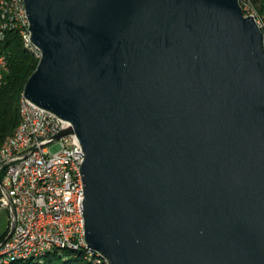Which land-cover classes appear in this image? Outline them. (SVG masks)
<instances>
[{
	"label": "water",
	"instance_id": "obj_1",
	"mask_svg": "<svg viewBox=\"0 0 264 264\" xmlns=\"http://www.w3.org/2000/svg\"><path fill=\"white\" fill-rule=\"evenodd\" d=\"M21 97L80 146L109 264H264V46L239 0H23ZM13 221L1 242L13 230Z\"/></svg>",
	"mask_w": 264,
	"mask_h": 264
},
{
	"label": "built area",
	"instance_id": "obj_2",
	"mask_svg": "<svg viewBox=\"0 0 264 264\" xmlns=\"http://www.w3.org/2000/svg\"><path fill=\"white\" fill-rule=\"evenodd\" d=\"M2 60L4 55H0L1 70ZM60 128L57 118L25 100L24 126L7 157L0 158V214L6 213L7 221L4 237L14 223L10 236L0 241L2 258L50 247L48 239L75 243L76 232H82L74 205L83 208V200L73 185V172L82 162L81 148L71 136L42 144ZM53 144L58 149L51 152Z\"/></svg>",
	"mask_w": 264,
	"mask_h": 264
},
{
	"label": "trees",
	"instance_id": "obj_3",
	"mask_svg": "<svg viewBox=\"0 0 264 264\" xmlns=\"http://www.w3.org/2000/svg\"><path fill=\"white\" fill-rule=\"evenodd\" d=\"M7 2L11 0H5ZM256 20L259 22L263 35L264 46V0H248ZM244 14L245 2L239 1ZM250 14V13H249ZM0 15V25H1ZM0 55L6 57L7 70L3 74L0 86V145L12 134L18 123V105L24 85L34 71L38 57L35 49L23 46L18 29L0 27ZM4 235L0 237V241ZM2 264H90L81 252L53 250L37 259L15 260Z\"/></svg>",
	"mask_w": 264,
	"mask_h": 264
},
{
	"label": "bare ground",
	"instance_id": "obj_4",
	"mask_svg": "<svg viewBox=\"0 0 264 264\" xmlns=\"http://www.w3.org/2000/svg\"><path fill=\"white\" fill-rule=\"evenodd\" d=\"M240 1V0H239ZM0 15H1V28H17L22 44L28 49L36 50V57H40L39 51L32 45L30 39V31L28 30V22L25 16L24 2L23 0H11L9 2L0 0ZM1 34V33H0ZM2 69L0 65V86L3 83V74L7 70L6 60H2ZM24 104L25 99L20 98L18 105V123L10 136H8L0 145V158L7 157L9 149L17 141L21 128L24 126ZM73 185L76 190L80 192V200H83V185L80 174V166L73 172ZM81 205H74V212H80V225L82 226V232H76V242L60 240V239H48V246L40 248L37 251H25L22 253H13L9 257L2 258L0 255V264L8 263L15 260L24 259H37L43 257L46 253L58 250V251H69V252H81L84 258L90 262V264H109L108 259L99 251L90 247L85 240L84 228H83V213Z\"/></svg>",
	"mask_w": 264,
	"mask_h": 264
},
{
	"label": "rangeland",
	"instance_id": "obj_5",
	"mask_svg": "<svg viewBox=\"0 0 264 264\" xmlns=\"http://www.w3.org/2000/svg\"><path fill=\"white\" fill-rule=\"evenodd\" d=\"M243 1L245 2V8H246L247 13H248V14L250 13V14L253 15L248 0H243ZM258 23H259V22H258ZM38 59H39V58H38ZM21 98H22V97H21ZM57 149H58V145H57V144H53V145L50 146V151H51V152H54V151H56ZM6 225H7V221H6V213L3 212V213L0 214V237L3 235V232H4V230H5Z\"/></svg>",
	"mask_w": 264,
	"mask_h": 264
}]
</instances>
